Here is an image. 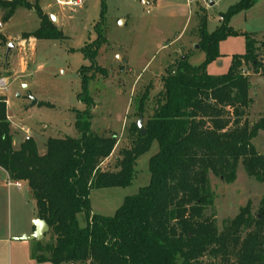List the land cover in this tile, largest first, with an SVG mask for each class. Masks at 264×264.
<instances>
[{
  "label": "trees",
  "instance_id": "trees-1",
  "mask_svg": "<svg viewBox=\"0 0 264 264\" xmlns=\"http://www.w3.org/2000/svg\"><path fill=\"white\" fill-rule=\"evenodd\" d=\"M256 1L238 0L229 6L211 32L206 31V16H200L197 32L199 48L205 53L203 63L193 66L184 56L166 67L155 106L143 124L144 134L137 125L131 126V144L118 150L114 169L101 165L113 153L117 135L91 130L87 88L95 72L104 73L95 59L105 42V0H100L94 25L96 38L79 49L93 68L89 72L81 65L77 71L76 98L85 105L74 109L77 137H48L43 154L30 138L13 149L6 98H0V168L11 181L27 185L36 217L49 227V241L33 242L31 255L37 263L264 264V197L255 216L247 204L221 230L204 214L212 205L209 173L233 181L240 162L248 176L264 183V155L251 142L258 131H264V119L251 125L244 120L251 104L247 68L264 76V51L259 54L264 42L258 45L251 33L228 26L233 14ZM18 7L33 9L39 19L38 27L22 33L21 40L65 37L37 2L0 0V20L5 23ZM237 35L244 38L245 52L231 57L225 73L209 74L206 65L220 57L219 43ZM148 100L147 87L136 100L139 117ZM152 141L158 143V150L148 160L147 185L125 196L112 215L93 213L90 190L128 186L136 158ZM78 214L84 217L82 226ZM204 256L210 261L203 262Z\"/></svg>",
  "mask_w": 264,
  "mask_h": 264
},
{
  "label": "rangeland",
  "instance_id": "rangeland-1",
  "mask_svg": "<svg viewBox=\"0 0 264 264\" xmlns=\"http://www.w3.org/2000/svg\"><path fill=\"white\" fill-rule=\"evenodd\" d=\"M27 1L37 2L49 17L54 16L56 20L52 23L65 37L60 40H21L22 33L32 32L39 25L33 9L18 7L5 23L0 20L3 36L0 41V79L6 87L0 98H6L12 147L17 150L25 135H29L38 152L43 154L47 137L78 136L74 109L82 110L85 105L76 98L80 91L77 71L81 65L86 66L85 71L90 72L93 68L79 49L96 38L94 25L99 18L100 0H84L74 11L58 7L54 0ZM153 1L105 0V42L95 59L96 67L104 73L95 72V78L87 84L92 101L91 130L115 133L118 139L113 153L103 161V169H114L118 150L131 144V126L135 127L140 118L136 100L145 89L149 88V100L141 117L142 126L155 106L166 67L184 56L193 66L203 63L205 53L199 48L197 32L200 16H206V31L211 32L222 22L219 18L222 13L238 0H211L212 4L210 0ZM1 14L0 11V17ZM228 26L251 33L260 45L264 42V0H257L251 8L233 14ZM8 43L12 48L6 55ZM218 50L220 57L206 65L211 75L225 73L231 57L245 52L243 36L227 37L219 43ZM263 51L264 48H260L259 54ZM261 57L259 55V59ZM247 70L251 104L244 120L251 125L264 119V76L255 74L250 67ZM31 98L49 103L51 107L37 102L31 105ZM251 142L256 151L264 155V131H258ZM157 150L158 143L152 141L149 149L136 158L133 179L128 186L91 189L88 196L91 211L110 216L125 196L133 195L147 185L150 177L148 160ZM208 179L212 205L206 207L204 214L214 219L218 230L247 204L251 215L255 216L264 197V183L248 176L240 162L233 181L226 182L212 173ZM5 183L7 181L0 173L1 233L28 223L32 225L33 220L28 222V217L35 211L27 185L20 191H12L9 209ZM77 222L80 226L84 224L82 214L77 215ZM49 235L46 234L45 241L50 240ZM201 260L210 261L207 256Z\"/></svg>",
  "mask_w": 264,
  "mask_h": 264
},
{
  "label": "crops",
  "instance_id": "crops-1",
  "mask_svg": "<svg viewBox=\"0 0 264 264\" xmlns=\"http://www.w3.org/2000/svg\"><path fill=\"white\" fill-rule=\"evenodd\" d=\"M143 1H145V0H143ZM148 3H149V1H148ZM36 102H38V101H36ZM27 133H28V131H27ZM24 138H23V140H25ZM13 148H14V146H13ZM0 173L2 174L3 179L7 181V183H5V185L7 186V192H8V202L7 203H8V208L10 209L11 208L10 196H11L12 191H14V193L17 191H20V189L23 186H25L26 184L21 183V186L17 187L13 184L14 181H11L9 179L7 173L1 168H0ZM34 210H35V208H34ZM28 218H29L28 222L30 220H34L35 218H37L36 217V210ZM33 230H34V226L31 224L29 225V223H28V225H23L21 227H17L14 230H12L10 228L8 233H5L4 231L2 233L0 232V246L3 247L0 249V264H51L49 262L37 263L33 259L32 255H31V250L34 246L33 240L25 241V240L19 239L21 236L30 235L33 232Z\"/></svg>",
  "mask_w": 264,
  "mask_h": 264
},
{
  "label": "water",
  "instance_id": "water-1",
  "mask_svg": "<svg viewBox=\"0 0 264 264\" xmlns=\"http://www.w3.org/2000/svg\"><path fill=\"white\" fill-rule=\"evenodd\" d=\"M209 2H210V4H212L211 0ZM50 19H51L52 22L56 20L54 16H50ZM196 46H198V45H196ZM11 48H12V44L8 43L7 47H6V55H7V53L9 52V50ZM182 58H184V57H182ZM34 104H36V100L34 98H31V105H34ZM136 125H137V129H138L139 133L141 135H143L145 130H144L143 126H142V118L141 117L137 120ZM32 225L34 226L33 232L30 235H28V236H21L19 239H22V240H25V241H31V240H33V241H41L43 239L44 235L49 230V227H48L47 223L44 220L39 219V218H35L32 221Z\"/></svg>",
  "mask_w": 264,
  "mask_h": 264
},
{
  "label": "built area",
  "instance_id": "built-area-1",
  "mask_svg": "<svg viewBox=\"0 0 264 264\" xmlns=\"http://www.w3.org/2000/svg\"><path fill=\"white\" fill-rule=\"evenodd\" d=\"M56 5L60 8H66L71 11H74L76 8H79L82 6L84 0H54ZM220 20H222V16L219 17ZM6 90L5 83L3 82L2 79H0V96L2 91ZM25 133H27V130H23ZM30 137L29 135H25V140H28ZM13 184L17 187L21 186L20 182H13Z\"/></svg>",
  "mask_w": 264,
  "mask_h": 264
}]
</instances>
